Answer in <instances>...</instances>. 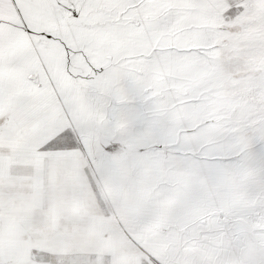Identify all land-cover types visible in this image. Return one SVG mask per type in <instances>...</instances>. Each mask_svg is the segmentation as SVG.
I'll use <instances>...</instances> for the list:
<instances>
[{"label": "snow or ice", "instance_id": "snow-or-ice-1", "mask_svg": "<svg viewBox=\"0 0 264 264\" xmlns=\"http://www.w3.org/2000/svg\"><path fill=\"white\" fill-rule=\"evenodd\" d=\"M0 264H264V0H0Z\"/></svg>", "mask_w": 264, "mask_h": 264}]
</instances>
